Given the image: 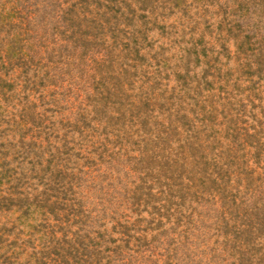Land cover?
Instances as JSON below:
<instances>
[{"label":"rangeland","instance_id":"374dc122","mask_svg":"<svg viewBox=\"0 0 264 264\" xmlns=\"http://www.w3.org/2000/svg\"><path fill=\"white\" fill-rule=\"evenodd\" d=\"M0 264H264V0H0Z\"/></svg>","mask_w":264,"mask_h":264}]
</instances>
